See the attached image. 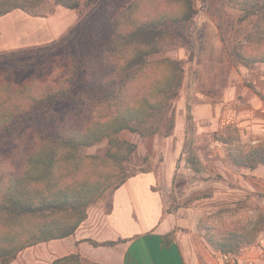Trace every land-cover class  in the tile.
<instances>
[{"label": "trees", "instance_id": "1", "mask_svg": "<svg viewBox=\"0 0 264 264\" xmlns=\"http://www.w3.org/2000/svg\"><path fill=\"white\" fill-rule=\"evenodd\" d=\"M44 2L0 0V16L15 9L34 10ZM55 2L76 11V26L46 46L0 53V131L12 133L19 125L37 130L36 149L0 173V264H11L26 249L73 236L91 205L135 175L129 163L138 146L121 133L128 130L145 137L159 132V125H145L161 120L168 103L178 97L184 69L179 60L157 56L173 45L170 28L197 15L194 0H131L117 15L110 10L111 0ZM217 4L239 12L229 37L218 23L231 63L264 64V0ZM208 12L215 14L210 8ZM90 24L95 25V35L105 36L100 51L80 66L74 63L57 68L56 74L16 80L14 70L36 66L57 45L74 47L81 54L78 41L80 36L81 44L91 40L85 29ZM85 109H94L95 115L80 120ZM173 129L171 119L166 136ZM105 141L103 155L82 154L83 148ZM220 142L236 167L264 166V143H243L236 126H229ZM205 234L207 244L224 256L237 255L253 241L237 225L210 227ZM87 242L95 247L117 244ZM52 264L84 262L74 253Z\"/></svg>", "mask_w": 264, "mask_h": 264}, {"label": "rangeland", "instance_id": "2", "mask_svg": "<svg viewBox=\"0 0 264 264\" xmlns=\"http://www.w3.org/2000/svg\"><path fill=\"white\" fill-rule=\"evenodd\" d=\"M81 1L84 5L85 0ZM217 1L194 0L197 15L189 23L170 28L173 45L157 56L179 60L184 69L178 97L168 103L161 120L145 125V128L159 125V132L142 137L139 133L127 130L121 133V137L138 146L129 163L131 172H161V185L171 188L168 211L182 210L187 214L189 224L186 230H189L190 222L195 220L194 226L199 231L197 238L202 239L199 244L202 243L205 256L198 252L199 261L192 264H264V166H258L257 175L237 168L231 163L226 146L220 142L229 126H236L243 143H264V64L244 66L231 63L218 23L222 24L224 35L229 37L237 24L239 12L225 4H219L221 12H217ZM130 2L131 0H111L110 10L115 9L117 15ZM54 7L55 0H45L39 8L26 11L32 14H29L31 18L37 19L35 21L53 29L57 18L49 19V22L33 15L55 14ZM208 8L215 12L214 16L210 15ZM56 15L59 18V13ZM2 22L10 27L6 19ZM17 22L14 18V27ZM68 25H71V18H65L59 28L64 30ZM20 29L22 32L18 34L28 36L20 41L14 30V40H8L6 47L14 44L18 48V44L24 42L39 46L52 43H48L46 36L49 35H37L35 27L24 25L22 21L17 31ZM85 29L92 38L86 44H81L80 36L78 44L83 49L81 54L74 47L66 46V49H62V46L57 45L56 49L49 52V57L36 66L20 72L14 70L16 80L56 74L57 68H69L74 63L80 66L81 61V64L84 63L100 51L105 41L104 35L94 34L95 25L90 24ZM80 30L81 28L78 32ZM102 31L107 32L105 27ZM229 105L237 111L235 121L233 114L226 113ZM94 115V109H85L84 114L81 115L80 112L78 117L83 120ZM171 119L174 120V128L179 125L185 134L179 160L186 162L187 165L184 166L175 163L174 146H169L168 155L160 151L163 139L172 136L174 129L166 136ZM36 134L37 130L30 125H19L12 133L0 131V173L9 170L23 156L36 149ZM106 149L105 141L94 147L83 148L82 154L103 155ZM188 168L192 171H188ZM233 225L245 230L247 237L253 239L251 243L244 244L237 255L224 256L206 245L205 229ZM57 248L52 249L50 258V250L46 244L26 249L11 264H49Z\"/></svg>", "mask_w": 264, "mask_h": 264}, {"label": "crops", "instance_id": "3", "mask_svg": "<svg viewBox=\"0 0 264 264\" xmlns=\"http://www.w3.org/2000/svg\"><path fill=\"white\" fill-rule=\"evenodd\" d=\"M28 11L15 9L0 16V53L39 46V44L29 45L26 42L22 43L23 45L18 44V48H15L14 44L5 46L8 40H14V30L16 38L20 41L28 36L18 34L22 32L21 29L17 31L21 21L24 25L35 27L37 30L34 31L37 35H49L46 36L48 43L62 38L78 21L76 11L60 6L56 2L53 10L55 14L33 15L39 20L44 18L49 22L57 18L53 29L41 25L40 21H35L37 19L31 18L32 14ZM57 13L59 18L56 17ZM14 18L18 20L16 27H14ZM65 18H71V25L61 30L59 26ZM5 19L10 27L2 22ZM227 112L233 114L235 121L237 111L232 105L228 106ZM184 135L181 127L176 125L172 136L164 138L160 145V151L167 155L170 152L169 146H174L175 163L182 166L187 165L184 160V164L179 161L184 147ZM257 169L246 170L257 175ZM187 170L192 171L189 168ZM161 178L162 174L157 170L139 172L118 188L106 192L89 207L86 220L73 236L44 243L50 250L49 258L52 249L58 247L49 264L74 253L80 255L84 264H192L199 261L198 252L205 256V251L203 245L201 246L202 243L199 244L202 239L197 238L199 231L194 226L196 222L192 220L189 230H186L189 224L187 214L182 210L168 211L171 204V188L161 185ZM87 240L99 243L117 242V244L95 247ZM205 243L210 247L207 241Z\"/></svg>", "mask_w": 264, "mask_h": 264}]
</instances>
